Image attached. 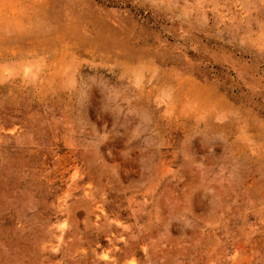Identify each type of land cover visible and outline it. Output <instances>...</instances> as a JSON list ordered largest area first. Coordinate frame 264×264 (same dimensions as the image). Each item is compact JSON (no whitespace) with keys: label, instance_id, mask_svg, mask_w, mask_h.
Returning <instances> with one entry per match:
<instances>
[{"label":"rangeland","instance_id":"obj_1","mask_svg":"<svg viewBox=\"0 0 264 264\" xmlns=\"http://www.w3.org/2000/svg\"><path fill=\"white\" fill-rule=\"evenodd\" d=\"M0 264H264V0H0Z\"/></svg>","mask_w":264,"mask_h":264}]
</instances>
